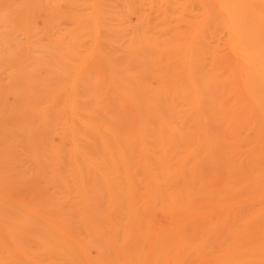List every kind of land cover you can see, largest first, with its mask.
I'll return each instance as SVG.
<instances>
[{"label": "bare ground", "instance_id": "obj_1", "mask_svg": "<svg viewBox=\"0 0 264 264\" xmlns=\"http://www.w3.org/2000/svg\"><path fill=\"white\" fill-rule=\"evenodd\" d=\"M113 1L0 0V193L28 199H0V264L68 258L72 210L190 207L232 209L229 264H264V0H136V28Z\"/></svg>", "mask_w": 264, "mask_h": 264}, {"label": "rangeland", "instance_id": "obj_2", "mask_svg": "<svg viewBox=\"0 0 264 264\" xmlns=\"http://www.w3.org/2000/svg\"><path fill=\"white\" fill-rule=\"evenodd\" d=\"M127 2L130 6L129 11H126L127 9L117 0L112 2L113 10L119 13L126 11L122 15L123 19L127 20L126 27H137V14L144 15L147 20H154L157 17V12L151 5H141L136 0ZM214 35L219 58L231 61L233 52L228 32L220 27L216 29ZM252 55L256 57L253 51ZM133 110L130 103L122 100V112L134 113ZM241 117V114L238 115L231 123V127H238ZM213 130L217 135L222 134L217 125H213ZM8 162V158L0 160V166H8ZM10 192L0 193V199L5 202L15 200L21 205L28 201L25 196L26 200L19 194L17 200V193ZM255 205L257 201L244 204L246 207ZM77 211L79 210H72L66 230L61 228L60 223L55 222L57 243L66 239L70 246V256L67 258L59 244L55 264H229L232 253L230 232L232 209L222 207L150 209L143 212L146 213L143 220L123 219L116 210ZM73 212H76L74 220ZM78 214L85 215L83 223ZM0 224L6 229L12 227L6 218L0 219ZM20 259L12 261V264H32L29 258H26L29 263L24 258L22 260L26 262Z\"/></svg>", "mask_w": 264, "mask_h": 264}]
</instances>
